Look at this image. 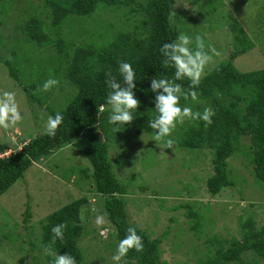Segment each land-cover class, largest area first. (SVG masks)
Wrapping results in <instances>:
<instances>
[{
	"label": "rangeland",
	"instance_id": "rangeland-1",
	"mask_svg": "<svg viewBox=\"0 0 264 264\" xmlns=\"http://www.w3.org/2000/svg\"><path fill=\"white\" fill-rule=\"evenodd\" d=\"M45 1L0 0V95L14 92L23 117L17 125L0 129V144H14L18 149L45 132L48 115L44 107L61 110L75 90L62 73L74 48L58 53L53 41L35 47L16 30L17 22L37 15L49 36L67 45H82L94 37L111 39L121 31L131 30L133 24L122 16L121 9L100 6L88 19L71 17L51 28ZM170 19L179 34L192 38L191 48H195V36L200 35L206 51L211 45L220 52L205 68L204 76L218 64H225L228 54L239 47L228 27L233 23L252 46L231 62L233 67L240 73L264 69V0H176ZM3 60L15 63L23 84H35L33 93L42 106L25 97ZM58 66L61 69L53 74V68ZM49 78L59 84L42 91ZM121 129L118 135L110 133L111 139L106 141L111 171L126 190L122 199L128 223L150 239L162 236L161 262L200 264L214 247L210 244L212 238L239 239V225L248 219L256 228L264 225V185L253 175L246 139L226 161L231 187L212 197L205 188L206 180L212 176L209 150H188L175 144L168 149L155 142L152 134ZM178 132L177 126L171 138ZM90 175L89 163L73 146H64L32 163L22 179L0 196V264H50L47 258L55 256L41 248V223L52 212L79 198L86 200L79 209V264H114L112 256L118 243L106 220L99 227L95 223L97 216H103V197L94 192ZM26 208L29 217L24 221Z\"/></svg>",
	"mask_w": 264,
	"mask_h": 264
},
{
	"label": "trees",
	"instance_id": "trees-1",
	"mask_svg": "<svg viewBox=\"0 0 264 264\" xmlns=\"http://www.w3.org/2000/svg\"><path fill=\"white\" fill-rule=\"evenodd\" d=\"M175 1L46 0L51 28H57L71 17L88 19L100 6L121 9L122 16L133 21L129 31H121L110 37L111 39L106 38L103 41L94 37L82 45H67L58 38H51L46 25L37 15L22 18L16 24L20 35L35 47L53 41L58 53L69 47L74 48L66 62L67 66L62 68V73L75 93L61 110L44 107L48 116H55L56 113L63 116V122L55 137H49L43 132L38 134L37 138L34 136L22 143L16 151H12L8 144H0V155H3L0 157V196L22 179L32 163L64 146H73L91 167L93 190L103 197V216L113 228L117 243L125 237L130 226L134 227L143 239V251H129L125 258L127 264H164L159 260L162 236L150 239L128 223L122 199L126 190L114 178L108 158L106 141L111 139L110 133L115 135V132L112 130L114 126L108 123L110 106L106 101L109 91L105 83L106 74L110 71L120 80L119 63L127 62L132 65L136 73L134 91L140 101V107L132 124L121 126L120 129L123 127L124 131L134 134L143 132L154 135L153 130L148 127V121L156 115V93L150 90V81L159 78L161 74L171 78L174 73L173 68L164 67V57L160 49L165 43L175 41L179 35L178 29L170 21L171 7ZM228 27L239 47L228 54L225 64H218L202 77L199 87L195 89L198 101H192L191 97L188 100L181 97L180 100L181 107L189 106L194 112L202 113L204 108L211 107L215 112L213 123L205 128L203 121L186 120L183 125H177L179 132L170 137L180 148L196 151L206 149L211 152L212 176L206 180L205 188L212 197L221 189L231 187L226 161L239 150L242 139L248 142L253 175L264 185V69L240 73L233 67L231 62L249 51L252 46L237 24L233 23ZM66 54L62 55L67 57ZM24 60H27V57ZM3 65L25 97L42 106L40 98L33 93L35 84H23L13 61L3 60ZM60 69L59 66L53 68V74L58 73ZM177 83L182 84L185 91L188 90L190 82L187 79ZM100 105L105 106L103 112L98 111ZM8 150L11 152L4 155ZM85 203L84 198L76 199L45 218L41 223L39 236L42 250L45 251V248L49 247L56 255H71L76 264L81 262L76 242L82 230L79 225V209ZM28 217L26 208L23 220ZM61 223L67 225L64 238L53 244L51 229ZM239 228V239L217 241L212 238L210 244L214 247L200 264H264V225L256 228L248 219L241 223ZM47 260L54 264L52 257Z\"/></svg>",
	"mask_w": 264,
	"mask_h": 264
},
{
	"label": "clouds",
	"instance_id": "clouds-1",
	"mask_svg": "<svg viewBox=\"0 0 264 264\" xmlns=\"http://www.w3.org/2000/svg\"><path fill=\"white\" fill-rule=\"evenodd\" d=\"M192 38L187 34H179L175 41L165 43L160 52L164 57L163 65L165 68H173L174 73L171 78L161 74L159 78H153L150 81V90L156 93L155 108L156 115L148 121V127L153 130V140L163 144L164 147L172 149L175 141L171 135L177 128V125H183L188 121H203L205 128L213 123L212 117L215 112L211 107L204 108L203 112H194L189 106H180L181 97L192 101H198V93L195 91L199 87L202 77L205 74V68L213 61L214 56H220V52L214 46L209 45L205 50L204 39L200 35L195 36V48H191ZM211 53V54H209ZM120 80L109 71L105 81L109 89L107 94V105L110 106V115L108 123L113 125L115 133L120 132V127L130 125L135 119V113L140 107V101L135 94L136 73L132 65L127 62H120L118 67ZM187 79L189 88L185 91L182 84L177 81ZM59 81L49 78L42 85V91H50L57 86ZM104 105H100L98 111L103 112ZM23 119L19 105L16 100V94L10 91H4L0 95V129H9L17 125ZM63 122V116L56 113L55 116L49 115L45 133L49 137H55L59 126ZM96 225L102 226L105 223L104 216H97ZM66 224L61 223L52 227V243L57 240H63ZM144 248L143 239L136 232L134 227H128L125 237L120 240L116 253L112 256L114 264H127L125 258L129 251L135 250L142 252ZM46 254L55 256L54 264H76V260L71 255H56L45 248Z\"/></svg>",
	"mask_w": 264,
	"mask_h": 264
},
{
	"label": "water",
	"instance_id": "water-1",
	"mask_svg": "<svg viewBox=\"0 0 264 264\" xmlns=\"http://www.w3.org/2000/svg\"><path fill=\"white\" fill-rule=\"evenodd\" d=\"M37 137H38V136L36 135L35 138H37ZM5 141H8V139H5ZM10 149H11L12 151H16V150H18L17 146L14 145V144H11V145H10Z\"/></svg>",
	"mask_w": 264,
	"mask_h": 264
}]
</instances>
